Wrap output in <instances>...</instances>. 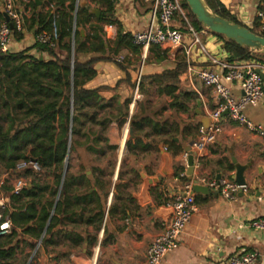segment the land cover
Returning a JSON list of instances; mask_svg holds the SVG:
<instances>
[{
  "label": "crops",
  "instance_id": "1",
  "mask_svg": "<svg viewBox=\"0 0 264 264\" xmlns=\"http://www.w3.org/2000/svg\"><path fill=\"white\" fill-rule=\"evenodd\" d=\"M22 1L28 3V0ZM219 1L240 24L247 28L257 23L256 13L264 7V0ZM148 2L149 0H117L118 4H122L123 10L115 8L114 16L121 24L124 33L131 36L135 32L146 29L151 9V4H147ZM52 8L53 4H48L44 7V11ZM26 10L29 11L26 18H29L30 9ZM177 22L179 21L176 20L174 25L179 27ZM32 33H29V38L24 44L25 48L31 47ZM116 33V27L108 30L106 40L114 41ZM200 38L211 56L221 58L225 50L223 43L217 37L201 34ZM188 42V40L185 41V43ZM160 50L165 55L160 61L149 50L145 56L141 50L138 55L130 50H119L116 55L120 57L123 51L128 58L126 62L119 64L122 68L113 61H96L93 64L96 75L84 86V89L98 90L103 100L115 101L119 107L127 99H131L132 102L136 87L133 84L138 79L142 76L159 75L164 71L173 70L178 59L185 60L181 51L173 52L175 56H172L171 51L161 48ZM33 53L34 51H31V54ZM194 57L197 58V56ZM95 58H99V55L85 53L78 56V61L85 63ZM138 58L140 60L137 62ZM148 59L149 61H146ZM192 65L195 68H205L209 64L204 63V59L198 58ZM127 75H129L128 79H126ZM177 87L176 94L181 91L196 96L195 101L188 103L186 112L171 108L170 96L155 93L154 104L159 101L163 105L153 116L150 117L142 111L137 116L138 103L133 105L130 102L127 117H119L109 125L107 136L109 144L119 149L121 145L124 150L121 154L118 149L112 177L113 186L103 208L99 230L94 231L93 227L86 226L84 223L78 225L55 223L48 237L50 243L45 245L48 255H45L46 250H42L37 260L40 264H144L149 245L170 223L171 213L165 209L164 202L170 194L180 189L182 181L175 175L185 167L182 154L188 146L191 151V144L197 137L195 129L202 125V119L206 118L205 108L214 109L216 104L211 90L205 87L194 74H188L187 70L178 77ZM154 91H156L155 86ZM233 91L236 94L239 93L237 88ZM197 112H201V116ZM246 114L251 122L264 127V97L257 108L248 109ZM134 115L137 118L150 117L154 122L166 123L168 129L166 133L149 134L145 137L150 129L143 128L145 135L141 136L139 143L142 146L147 144L152 146V149L145 152L140 147L132 149L138 142L130 137L124 141V133L122 134L118 127L123 121L124 128L127 129L129 127L127 124L130 125ZM204 123L207 125V121ZM169 138H173L172 142L176 144V147L172 148L167 144ZM128 140L131 141V149L126 147ZM134 152L136 155H133ZM127 154L130 157L129 162L132 158V169L136 171L138 181L132 184L128 175L130 173L124 174L122 187L117 193L118 204H114L115 189L113 190V187L118 181ZM165 155L170 162L169 175L161 177L157 183L148 187V202L144 204L139 199L143 184L147 180L160 176ZM233 159L240 166H248L243 175L248 191L238 193L234 201L224 200L217 191L210 190L208 195L196 194L194 199L197 212L182 236L178 249L164 259V264H223L226 259L240 251L256 253V264H264V234L254 233L248 225L254 218H264V205L258 201L259 193L264 188V139L226 119L217 142L208 148L201 162V169L194 172V175L216 177L220 174L221 178L233 181L231 179L235 175ZM127 184L129 187L126 188ZM68 225L74 228L80 225L81 231L85 227V232L90 235L94 232L96 235L92 236L95 237V241L88 246L86 241L76 243L62 237L68 233H71L73 237L79 234L67 230ZM60 240L64 242L59 243ZM16 257L19 255L17 254Z\"/></svg>",
  "mask_w": 264,
  "mask_h": 264
},
{
  "label": "trees",
  "instance_id": "2",
  "mask_svg": "<svg viewBox=\"0 0 264 264\" xmlns=\"http://www.w3.org/2000/svg\"><path fill=\"white\" fill-rule=\"evenodd\" d=\"M18 1L24 5L21 7L23 11L30 9V17L25 19L26 31L33 32V35L47 33L54 47L35 43L34 46L22 52H0V108L5 109L4 115L0 116V179L21 161L35 160L39 168L38 171L29 168L18 174L29 179L30 182V187L19 195H10V189L6 186L1 189L3 194L9 197L4 218L11 224V233L0 237V264H18L20 260L16 259V255L19 247L26 245L34 248L32 242L40 239L51 217L53 198L60 184V174L63 171L67 152L70 123L73 138L78 135L84 137L87 151L96 154L97 158L103 157L107 150H117L116 146L109 144L105 136L102 137L104 133L102 129L86 130L83 134L81 133L82 124L90 123L104 127L118 117L113 118L108 115L97 120L99 112L108 109L111 103L103 100L98 90L88 91L84 89V86L96 75L93 69L96 61L111 62L113 60L110 54H116L123 49L137 55L141 50L133 44L131 36L123 32L121 24L115 19L117 0H87L84 7H80L81 0H37L40 2L39 5L35 0H28L27 4L22 0ZM204 1L218 16L243 26L219 0ZM48 4H53V8L44 11V7ZM91 5L99 11L98 18L91 14ZM183 6L189 11L185 1ZM74 14L75 27L73 26ZM189 15L194 29L203 30L190 11ZM104 26H114L117 29L112 45L105 38ZM79 28L86 31L84 38L78 32ZM257 28L258 25L254 24L249 30L255 33ZM214 36L223 43V49L230 54L232 61L255 59L264 64L263 54L250 52L249 49L228 42L221 36ZM260 36L264 37V30L260 32ZM31 51H34V54H31ZM149 52L153 53L158 61L165 57L164 52L156 46L150 47ZM85 53L99 55V58L80 63L78 56ZM119 67L122 68L120 65ZM185 70V60L178 59L173 70L164 71L159 75L142 76L138 81V92L143 93L145 87L155 86L156 94L164 93L172 98L171 108L186 112L188 103L195 101L196 96L181 91L176 94L178 77ZM128 76L126 79L129 78ZM136 83L133 84L134 87ZM54 90H60L62 93L57 94ZM130 102L131 99H127L121 104L119 111L122 113L118 115L127 117ZM87 109L93 112L90 113ZM1 121L7 123L6 128ZM145 127L150 129L145 137L149 134L160 135L168 131L166 123L154 122L150 117L137 118L134 115L131 118L130 129L138 143L132 149L140 147L143 152L152 149L150 144L142 146L139 143ZM198 127L195 130H198ZM173 138L167 141L172 148L176 147V144L172 142ZM130 144L131 141L128 140L126 142L128 149H131ZM133 155L136 153L134 152ZM183 170L184 168L180 172ZM96 171L101 172L97 169L90 172ZM89 177L91 176L83 173L77 177L66 178L62 193L69 192L76 181H83L84 186L90 187ZM175 177L178 178L179 173ZM93 194L87 193L83 196V199L87 201L86 210L88 211V216L83 223L93 227L94 231H98L103 218V207L100 202L93 200ZM76 198L80 199V197ZM55 223H61V221H54L51 217L41 244L50 243L48 237ZM71 223L74 224L75 221ZM62 237L76 243L86 241L88 246L95 241V237L87 233L85 237L79 234L73 237L71 233ZM24 260H21V264H24Z\"/></svg>",
  "mask_w": 264,
  "mask_h": 264
},
{
  "label": "built area",
  "instance_id": "3",
  "mask_svg": "<svg viewBox=\"0 0 264 264\" xmlns=\"http://www.w3.org/2000/svg\"><path fill=\"white\" fill-rule=\"evenodd\" d=\"M17 1L0 0V12L3 11L8 17V22L3 18L0 22V50L5 53H18L28 49L24 47V44L29 38V33L25 29V19L29 11L20 9ZM183 2L184 0H153L146 29L133 33L131 39L134 45L140 47L144 56L149 48L154 46L171 51L172 56H175L173 52L181 51L185 57L187 73L194 74L205 87L211 90L216 104L214 109L205 108L208 125L206 127L199 125L197 137L191 144L193 155L191 177L186 172L189 154L186 152L182 154L185 167L178 177L182 181L180 189L170 194L164 202L165 209L171 212L170 223L149 245L144 264H164V259L178 249L182 236L197 212L193 194L194 186L217 191L226 201H234L239 192L248 191L246 186H238L226 178L217 180L216 177L194 175V172L201 169V162L208 148L217 142L222 133L224 121L227 119L264 139V127L251 122L246 114L248 109L257 108L264 97V64L255 59L232 61L230 54L226 51L222 52L221 58L211 56L200 38L201 34L210 33L205 29L197 32L191 26L188 19L189 11L184 8ZM176 20L184 22L185 26L182 28L175 26ZM256 20L258 28L255 34L260 35V32L264 30V7L257 11ZM113 28L114 26H104V35L108 36V30ZM18 36H22V39L19 40ZM186 40L189 42L185 43ZM35 43L54 47L47 33L34 35L31 47ZM198 58L204 59V63L209 65L205 68H195L192 63ZM122 61V58L117 60L119 63ZM137 87L138 80L131 102L133 105L140 98ZM234 88H237L239 93H234ZM29 168L34 171L39 170L36 163L21 161L0 179V237L11 233V224L4 218L9 197L4 195L1 189L6 186L10 189V195L16 196L30 187L29 179L18 175ZM258 201L264 205V188L259 193ZM248 225L254 233L264 234V218H254ZM256 262V253L240 251L226 259L223 264H256Z\"/></svg>",
  "mask_w": 264,
  "mask_h": 264
},
{
  "label": "rangeland",
  "instance_id": "4",
  "mask_svg": "<svg viewBox=\"0 0 264 264\" xmlns=\"http://www.w3.org/2000/svg\"><path fill=\"white\" fill-rule=\"evenodd\" d=\"M22 2L25 3L24 1H22ZM17 4L20 7L24 6V5H22V3L20 1H17ZM25 4H27V3H25ZM147 4H151V6H152L153 0H149V2ZM91 7H92V9H96L94 7V5H91ZM115 8L123 10V6L121 3L120 4L117 3ZM115 12H116V10H115ZM188 19H189V23L191 24V26L194 27V24L190 18V15L188 16ZM177 23L179 24L178 26L180 28L185 26L184 22L179 21ZM196 31L199 32L198 30H196ZM32 38L34 39V35L32 36ZM18 39L19 40L22 39V36H18ZM107 42L111 45L113 43V41H108V40H107ZM28 49H29V47H28ZM0 52H3V51L0 50ZM111 57L113 59V62H115V64H118V65L123 64V62H126V60L128 59L126 53L123 51L121 52L120 57L124 60L121 63L117 62L118 58H120L118 54L117 55L112 54ZM139 60H140V58L137 59V62ZM146 61H149V59ZM138 81H139V79H138ZM134 91H135V89H134ZM155 93H156V91H154V86L145 87L143 93L138 92V95L140 96V98L137 101V103H138V105L136 107L137 112H138L137 116H138L139 112L142 111L144 114H148L151 117L157 112V110H159L161 108V106L163 105L162 102L156 101L154 104L155 97H156ZM139 101H140V103H139ZM110 103L111 104L109 105L108 109L99 112V114L97 116V120H100L101 118L108 116V115L112 116L113 118L118 116L117 118H119V116L121 114L120 115H118V114L122 113V111L121 112L119 111L120 108L116 104L115 101H112V102L110 101ZM0 106H1V104H0ZM87 111L90 113L93 112V110H91V109H87ZM4 113H5V109H4V107H1L0 108V116H3ZM1 123L3 124V126L5 128L7 127V123L5 121H1ZM124 123L125 122L122 121L118 125V127L121 129L122 134L125 132V129H126V128H124ZM109 125L110 124H107L104 127H100V126H94V125H91L90 123H88V124H82L80 126V128H81L82 134H83V132H86V130L87 131L88 130L97 131V130L102 129V130H104V133H102V137L105 136V138H107L108 133H109V127H110ZM128 126L130 127V125H128ZM129 127H128V129H129ZM141 134L144 137L145 132H143ZM72 138H73V136L71 135V141L69 142V144L67 143L68 144L67 145V153H68V161H67L68 164H67V166H68V168H67V172L65 175V180H66V178H70L72 176H74V177L80 176L81 174H83V172L87 171L88 176L89 175L91 176V177H89L90 187H91V182L93 181L92 178L95 177L97 173H92L90 171H92L94 169L101 170L102 174L100 175V180L102 182L103 188L106 191H108L107 193L109 196L111 193L112 186H113L112 185V177H113V171H114L115 161H116V157L118 155L119 147L116 146L117 150H115V151H108L107 150L103 157L97 158L96 154H94V153L92 154V153L87 151V149H86L87 144L85 142L86 140L84 139V137H82L81 135H78V136H75V138H73V139ZM127 138L129 139L128 134H127ZM121 142L123 143V140ZM127 151L130 152L129 150H127ZM139 159L140 158H138V161H140ZM129 160H130V157L127 154L124 161H123V166L121 168V173L119 175L118 181L116 182V185H115L114 204H118L116 193H118L119 189H121V187H122V182L124 181V177H125L124 174L130 173L128 175H130V181H132L131 182L132 184H135L138 181V179L135 175L136 171L134 169H132V158H131V162H129ZM126 162H127V164H126ZM8 179H12V177H8ZM127 187H129L128 184L126 185V188ZM127 196L128 195L126 194V198H127ZM101 205L104 208L105 203L102 201ZM67 230H69V231L72 230L73 232H77L84 237L86 235V232H85L86 228L83 227V231H81L80 225L77 228H74V227H71V225H68ZM91 235L95 236L96 234L94 232H92ZM62 242H64V241L63 240L59 241V243H62ZM32 243L34 244V248L28 247L26 245H21L19 247V249L17 251V254L19 255V257L16 258L17 260H20L18 264H21V260H23V259H25L24 264H27L29 262V260H30L29 264H40L37 260L39 259L40 254L43 252L42 250H44V251L46 250L47 245L45 246V244L39 243V240L33 241ZM79 248H81V246H79ZM45 252H46L45 255H48L47 250ZM25 261H26V263H25Z\"/></svg>",
  "mask_w": 264,
  "mask_h": 264
},
{
  "label": "water",
  "instance_id": "5",
  "mask_svg": "<svg viewBox=\"0 0 264 264\" xmlns=\"http://www.w3.org/2000/svg\"><path fill=\"white\" fill-rule=\"evenodd\" d=\"M36 3L39 5V2L37 0H35ZM190 13L192 14V16L195 18L196 22L203 28L205 29L208 33L212 34V35H218L223 37L226 41L231 42L236 44L237 46L241 47V48H246L249 49L250 52H257L260 54L264 55V37L257 35L255 33H252L249 28L243 27L239 24H236L234 22H231L227 19H224L220 16H218L217 14H215L213 11H211L209 9V7L207 6L206 2L204 0H184ZM87 4V0H81L80 1V7H84ZM76 10H77V5H76ZM91 14L96 16L97 18L99 17V11L97 9H92L91 10ZM0 15L2 16V18L8 22V17L6 16V14L1 11ZM75 14H74V19H73V26L75 27ZM78 32L80 33L81 37L84 38L86 36V32L84 29L79 28ZM74 44V34L72 36V47ZM73 56V55H72ZM55 93L57 94H61L62 92L60 90H54ZM200 105V104H198ZM72 108V107H71ZM197 114L199 116H201V112H197ZM225 115V113H224ZM204 121H207V125H208V119L207 118H203L202 119V125L204 127H206ZM128 135L130 138H134V134L132 132V130L129 128L128 129ZM71 141V123L69 126V132H68V144ZM177 141V140H174ZM67 144V145H68ZM185 152L189 154L188 160H187V175L189 177H191L193 175V155L192 152L190 151V147L188 146V149H185ZM67 156L68 153H66V157L64 159V168L63 171L61 173V181H60V187H59V191L61 190L62 187V183L64 180V175L66 173L67 170ZM32 162L35 163V160H32ZM232 164L235 168V175L232 176V180L234 181V183H236L238 186H246V182L244 180V172L246 171V169L248 168V166H240L238 164H236V161L233 159L232 160ZM170 162L168 157L165 155L164 156V165L160 171V176L156 177V178H152L150 180H147L144 182L143 187L141 189L140 195H139V199L141 200V202H143L144 204H146L148 202V198H147V191H148V187L152 184L157 183L161 177H167L169 175L170 172ZM221 178L220 174H218L216 176V179L219 180ZM210 193V191L208 190V188L206 187H202V186H194L193 187V194H205L208 195ZM241 193V192H239ZM171 213V212H170ZM51 218V217H50ZM50 218L47 222V225L39 239V243H41L46 230L48 228L49 222H50ZM30 263V260L27 264Z\"/></svg>",
  "mask_w": 264,
  "mask_h": 264
},
{
  "label": "flooded vegetation",
  "instance_id": "6",
  "mask_svg": "<svg viewBox=\"0 0 264 264\" xmlns=\"http://www.w3.org/2000/svg\"><path fill=\"white\" fill-rule=\"evenodd\" d=\"M67 153V152H66ZM66 157V155H65ZM68 158V156H67ZM65 159V158H64ZM68 160V159H67ZM68 164V163H67ZM64 168V166H63ZM68 168V166H67ZM67 172V170H66ZM86 176H88V172H83ZM95 177L92 178L91 187L84 186L83 181H76L75 184L69 189L70 191L67 193H62V187L59 191L60 184L58 186L56 195L53 198V206L51 210V217L54 221H61L63 224H73L72 221H75L74 225H78L84 222L86 217L88 216L86 199H83V196L87 193H94L93 200L98 202H107L108 199V191H106L100 180L101 172L97 171ZM61 175V174H60ZM66 175V173H65ZM64 175V180H65ZM87 179V178H86ZM89 179V178H88ZM63 180V183H64ZM90 180V179H89ZM61 181V180H60ZM62 183V186H63ZM115 186L113 187V190ZM117 195V193H116ZM76 197H80L78 200ZM118 197V196H117ZM115 198V197H114ZM113 208V207H112Z\"/></svg>",
  "mask_w": 264,
  "mask_h": 264
},
{
  "label": "bare ground",
  "instance_id": "7",
  "mask_svg": "<svg viewBox=\"0 0 264 264\" xmlns=\"http://www.w3.org/2000/svg\"><path fill=\"white\" fill-rule=\"evenodd\" d=\"M124 133H125V134H124V137H125L124 141H125V140H126V138H127V134H128V133H127V129L125 130V132H124ZM119 150H120V153L122 154V152H123V150H124V149L122 148V146H121V145H120V149H119Z\"/></svg>",
  "mask_w": 264,
  "mask_h": 264
}]
</instances>
